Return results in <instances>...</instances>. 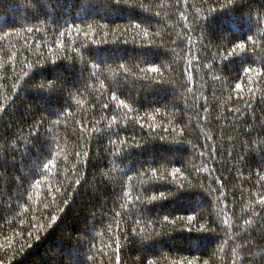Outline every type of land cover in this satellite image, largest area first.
<instances>
[{"label":"trees","instance_id":"obj_1","mask_svg":"<svg viewBox=\"0 0 264 264\" xmlns=\"http://www.w3.org/2000/svg\"><path fill=\"white\" fill-rule=\"evenodd\" d=\"M261 196L264 0H0V264H264Z\"/></svg>","mask_w":264,"mask_h":264},{"label":"snow or ice","instance_id":"obj_2","mask_svg":"<svg viewBox=\"0 0 264 264\" xmlns=\"http://www.w3.org/2000/svg\"><path fill=\"white\" fill-rule=\"evenodd\" d=\"M231 2H232V0H229V3H231ZM249 39H251V37H249ZM85 51L88 52V54H89L90 56H92V57H94V58H97V59L100 58L101 52L104 51V52H105V58H107V56H106V50H101V49H98V48H97V49H95V50L86 49ZM105 107H107V106H105ZM260 201H261L262 203H264V196H261V197H260ZM165 219H167V218L165 217ZM153 243H154V244H160V243H162V242L159 241V240H156V241H153ZM195 243H196V245L198 246V245H199V239H197ZM191 244H192V242L189 241V245H190V246H191ZM168 246H171V245H168Z\"/></svg>","mask_w":264,"mask_h":264}]
</instances>
